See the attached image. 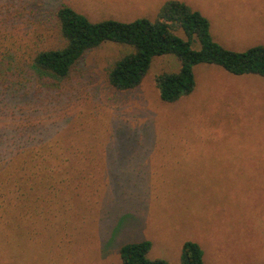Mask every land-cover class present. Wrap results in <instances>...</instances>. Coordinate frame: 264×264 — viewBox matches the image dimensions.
I'll use <instances>...</instances> for the list:
<instances>
[{"label":"rangeland","instance_id":"obj_1","mask_svg":"<svg viewBox=\"0 0 264 264\" xmlns=\"http://www.w3.org/2000/svg\"><path fill=\"white\" fill-rule=\"evenodd\" d=\"M166 1L22 0L0 45L22 83L19 117L39 126L36 143L46 132L44 146L0 172V183L21 185L0 188V264H121L120 248L140 241L167 264H181L186 242L204 264H264V77L198 64L193 92L167 104L154 79L177 72L176 57H155L137 88L118 91L106 68L129 48L110 42L66 78L26 74L35 52L63 45L60 6L91 22H132L154 20ZM178 1L225 49L264 46V0Z\"/></svg>","mask_w":264,"mask_h":264},{"label":"trees","instance_id":"obj_2","mask_svg":"<svg viewBox=\"0 0 264 264\" xmlns=\"http://www.w3.org/2000/svg\"><path fill=\"white\" fill-rule=\"evenodd\" d=\"M21 5L22 0L0 4L1 40L15 27L18 18L23 17L24 6ZM55 19L63 45L35 52L26 64L29 67L26 74L30 77L35 72L55 79L66 78L87 52L107 42L129 48L106 68L109 85L118 91L137 88L149 72L155 57H176L180 69L177 72L160 73L154 79L160 100L167 104L175 103L193 92V66L198 64L216 65L238 76L252 74L264 77V46L251 47L244 52L225 49L211 37L207 18L179 1H166L154 20L139 18L132 22L110 19L91 22L68 6H60ZM179 31L184 33L187 40L176 35ZM194 42L199 43L198 49L192 48ZM13 64L9 50L5 49L4 44L0 45V117L2 121H8L5 126L0 120V172L15 161L21 152H31L39 145L44 146L42 139L46 132L37 138L41 140L36 143L39 126L31 122L30 116L19 117L21 90L18 89L22 83L14 81L18 76L13 74L17 70ZM25 166L32 168L34 165L25 162ZM151 247L149 241L124 244L119 251L121 264H167L161 259L148 258ZM180 263L204 264L199 245L184 243Z\"/></svg>","mask_w":264,"mask_h":264},{"label":"crops","instance_id":"obj_3","mask_svg":"<svg viewBox=\"0 0 264 264\" xmlns=\"http://www.w3.org/2000/svg\"><path fill=\"white\" fill-rule=\"evenodd\" d=\"M174 1H178V0H174ZM179 2H181V1H179ZM182 3H184V2H182ZM20 186L21 185L16 184V183L15 184H2V183H0V188H6L7 187V188H11L12 190H17ZM0 211H2V210L0 209Z\"/></svg>","mask_w":264,"mask_h":264}]
</instances>
